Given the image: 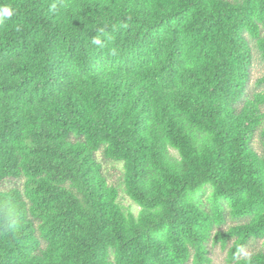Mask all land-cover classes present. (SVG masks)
Segmentation results:
<instances>
[{
	"label": "trees",
	"instance_id": "obj_1",
	"mask_svg": "<svg viewBox=\"0 0 264 264\" xmlns=\"http://www.w3.org/2000/svg\"><path fill=\"white\" fill-rule=\"evenodd\" d=\"M3 6L0 264H264V0Z\"/></svg>",
	"mask_w": 264,
	"mask_h": 264
},
{
	"label": "rangeland",
	"instance_id": "obj_2",
	"mask_svg": "<svg viewBox=\"0 0 264 264\" xmlns=\"http://www.w3.org/2000/svg\"><path fill=\"white\" fill-rule=\"evenodd\" d=\"M253 57H252V64H251V80L250 86L252 89L261 90L264 87V84H255L256 79L264 72V61L256 51L254 47H252ZM103 166L105 168V172L108 175V179L113 182L117 183L119 181L120 175V165L119 164H112L111 162L104 161ZM14 184L12 180L6 181L4 183L5 186H9ZM121 201L126 205L129 203L128 198L121 192ZM231 222V221H229ZM264 246V242L261 239L252 240L249 242L247 248L245 249L246 252L260 249ZM225 250L221 249L218 245L209 246V257L210 262L208 264H225Z\"/></svg>",
	"mask_w": 264,
	"mask_h": 264
},
{
	"label": "clouds",
	"instance_id": "obj_3",
	"mask_svg": "<svg viewBox=\"0 0 264 264\" xmlns=\"http://www.w3.org/2000/svg\"><path fill=\"white\" fill-rule=\"evenodd\" d=\"M53 8H55V5H53ZM13 15V10L9 6H3L0 7V23H3L6 18H9ZM94 44H100L99 39L93 40Z\"/></svg>",
	"mask_w": 264,
	"mask_h": 264
}]
</instances>
